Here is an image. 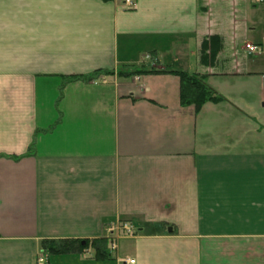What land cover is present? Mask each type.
Here are the masks:
<instances>
[{
    "label": "crops",
    "instance_id": "0c3cea01",
    "mask_svg": "<svg viewBox=\"0 0 264 264\" xmlns=\"http://www.w3.org/2000/svg\"><path fill=\"white\" fill-rule=\"evenodd\" d=\"M124 2L0 0V264L62 239L89 248L48 264H264V2ZM212 35L223 100L196 111L177 72ZM120 222L135 233L98 260Z\"/></svg>",
    "mask_w": 264,
    "mask_h": 264
},
{
    "label": "trees",
    "instance_id": "16d2710c",
    "mask_svg": "<svg viewBox=\"0 0 264 264\" xmlns=\"http://www.w3.org/2000/svg\"><path fill=\"white\" fill-rule=\"evenodd\" d=\"M109 1V0H104ZM224 39L218 35H212L205 38L199 55V63L203 71L189 74L187 72H177L181 80L180 102L183 107H193L199 111L207 103H217L223 100V97L213 90L208 84V70L216 68L219 64V55L224 53ZM230 51V50H229ZM228 53V51L226 52ZM223 55V54H222ZM219 57V58H218ZM228 60L221 61L225 65ZM228 65V64H227ZM154 70H152L153 72ZM146 72V70H120L119 75H135ZM114 72L108 70H97L89 75H75L65 77V82L61 88V97L64 85L69 82L78 81H97L105 76H110ZM95 250V257L98 260L109 258V243L107 239L95 240L91 243ZM89 248V241L83 245V241L77 239L62 240H44L42 243V252L49 256H60L83 253Z\"/></svg>",
    "mask_w": 264,
    "mask_h": 264
},
{
    "label": "built area",
    "instance_id": "2783aa9c",
    "mask_svg": "<svg viewBox=\"0 0 264 264\" xmlns=\"http://www.w3.org/2000/svg\"><path fill=\"white\" fill-rule=\"evenodd\" d=\"M255 1H257V2H263L264 0H255ZM125 6H126L127 8H133V7L135 6L134 0H126V2H125ZM247 49H248L250 52H252V53H257V51H258L256 47L251 46V45H248V46H247ZM123 228H124L125 230H127L128 232L130 231V228H129L127 225H124ZM118 230H119V228H116V227H111V228L109 229V231H110L112 234L116 233ZM40 262H42V259L40 260ZM129 263H130V264H134L133 261H130Z\"/></svg>",
    "mask_w": 264,
    "mask_h": 264
},
{
    "label": "rangeland",
    "instance_id": "374dc122",
    "mask_svg": "<svg viewBox=\"0 0 264 264\" xmlns=\"http://www.w3.org/2000/svg\"><path fill=\"white\" fill-rule=\"evenodd\" d=\"M151 69H152V67H151ZM142 70H144V69H142ZM135 75H137V74H135Z\"/></svg>",
    "mask_w": 264,
    "mask_h": 264
},
{
    "label": "water",
    "instance_id": "95a60500",
    "mask_svg": "<svg viewBox=\"0 0 264 264\" xmlns=\"http://www.w3.org/2000/svg\"><path fill=\"white\" fill-rule=\"evenodd\" d=\"M171 231V230H170ZM83 245H85V242L83 243Z\"/></svg>",
    "mask_w": 264,
    "mask_h": 264
}]
</instances>
